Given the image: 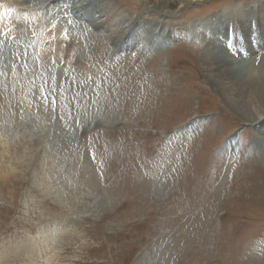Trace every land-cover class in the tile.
<instances>
[{"label": "rangeland", "instance_id": "obj_1", "mask_svg": "<svg viewBox=\"0 0 264 264\" xmlns=\"http://www.w3.org/2000/svg\"><path fill=\"white\" fill-rule=\"evenodd\" d=\"M114 1L138 22L150 17L164 24L168 36L175 19L202 21L228 3L235 8L226 31L234 34L247 0H202L175 15L151 9L145 0ZM6 4L0 1V10ZM23 8H4L0 31L10 32L0 37L2 58L5 46L29 38H8L30 34L24 26L35 8ZM15 11L22 24H14ZM38 24L34 36L41 37L26 44L42 61L55 24L47 21L43 30ZM68 29L59 54L45 60L47 70L62 65L67 104L42 99L45 82L31 79L37 68L14 70V84L24 98L33 91L46 104L30 113L22 109L19 117L17 107L7 106L18 85L9 92L5 84L7 98L0 95V159L9 167L0 174V264H264V141L257 122L223 104L199 63L203 48L184 39L155 53L134 51L119 64L121 36H91L86 48L85 36ZM33 58L21 56L22 63ZM254 63L264 75V50ZM89 95L97 102L92 112L84 106ZM77 106L83 110L75 112ZM50 125L54 133L45 136ZM236 134L237 145H229ZM86 158L96 163V183L83 173ZM60 226L61 241L50 248L18 247L26 239L38 243L40 233Z\"/></svg>", "mask_w": 264, "mask_h": 264}, {"label": "bare ground", "instance_id": "obj_2", "mask_svg": "<svg viewBox=\"0 0 264 264\" xmlns=\"http://www.w3.org/2000/svg\"><path fill=\"white\" fill-rule=\"evenodd\" d=\"M145 1L148 3V6H150L151 9H159L164 14L175 15L178 11L183 9L186 10V8L193 5V3L202 0ZM3 3H7L4 8L7 7L8 9L9 6H13L14 10L19 9V11L24 6V8L27 10H31L34 8L41 10L43 9L45 11L44 19L55 24V30H51V34L49 33V37L52 36L54 40L52 38H49L52 39L53 42L51 41L52 43L45 51L42 61L35 58L36 50L30 49L28 47L29 45L26 44L27 42L29 44L33 43L34 38L30 36H27L29 37L26 39L27 42L25 41L24 43H20V46L11 45L10 47L13 46V50L3 52L5 53V56L3 58L0 57V62L4 63L5 61H7L8 64H10V62H13L14 59L16 61L7 70H5V68L7 67H5L4 65L0 66V72L4 70L3 76H5V78L0 77L1 96L3 95L5 98H7L6 93L8 92L6 88L8 87H6L5 84L9 85V92L12 89L14 90L15 86L18 85L14 84L15 76L13 75V73L16 63L21 60L22 55L34 57L33 59H31V63L35 66V68H37V72L41 70L40 72H38L37 76H31L32 81L34 78L36 79V81L34 80L35 82H44L46 73L43 72H46L47 70L45 60H47V58L52 60L59 54L60 49L65 43L62 37V32L64 30H67L68 28V31H71L72 36H85L83 38L84 41L82 42H85L84 45H86V48H90L91 36H121L124 46L120 50L121 53L118 51L115 55L119 60V64H121L122 62H124L125 64L129 62V58L134 51L136 52L139 50H143L147 54H149L150 52L155 53L163 48L168 47L174 42L183 41L185 39L190 41V43H194L195 48H203L199 58V63L203 68L207 79H209L215 91L219 94L223 104L227 105L235 113L237 112L244 120H252V122H257L258 131L264 141V75L260 74V69H258L254 65V62L256 61L258 55L262 52V50H264L263 0H257V2H253V0H247L245 3H243L242 7L238 10L240 20L234 34H230L228 31H226L227 24L229 23V20L232 19L233 10L235 8L233 4L230 5L228 3L223 5L219 10H216L213 14L206 17L202 21L194 20L191 23L185 22L183 24L182 20L175 19L168 36L167 29H165V26H163L164 24H153V19H150V17L141 19L140 22H138L139 20L135 18L134 13L130 14L125 12V9L121 8L114 0H3ZM252 3H259L258 17L255 16L256 4L253 6ZM20 5L24 6L21 7ZM4 8L0 10V18L6 19L5 13L8 10H5ZM150 8L149 10L151 11ZM27 15L28 14H26V16ZM29 18L30 19L27 21V23L25 22V26L23 25L24 27L30 26L34 16L31 15V17ZM57 19H59V21H57ZM78 25L79 28H77ZM78 29H80V31ZM79 32L81 34H79ZM125 48L127 49L124 51ZM32 64H30L29 61L26 63H22V70H24L25 72L28 68H33ZM23 77H21L22 82H26V78L24 79ZM5 79L9 80V82L5 81ZM19 88L20 86L18 85L17 91L15 90V93L18 96L15 97L14 95H8L9 98L12 99V103H8L7 105H13L15 106V109L17 107V110H15V112H17L14 114L18 115L19 117H23L24 115L21 111L22 109H26L25 112L29 111L30 113V111L33 112L36 107L40 106L41 103H45L42 102L39 96L37 97L33 91L28 92V94L26 93V96L24 98V90L20 91ZM19 91L20 93L18 94ZM4 100L5 99H2V103H4ZM31 101L36 102L34 103V106L31 105ZM57 127V131L61 132V135H64L65 131H62V129L64 128L61 129V125ZM237 140V134L233 135L230 140L232 141V143L229 145H237ZM260 147L261 148H259V150H262L264 152V142H261ZM92 161L91 159L86 158V161H84L83 173L88 178L92 177V182L96 183L98 179L96 178V163L94 164ZM8 168L7 166L2 164L0 159V174L5 173V169L7 170ZM222 183L224 184L223 180L220 186H222ZM156 186L157 185H155V187ZM215 194L216 192L213 194V196ZM67 221L69 222V224L73 222V220L69 219ZM60 229L61 226L60 228L54 229V231L46 230L45 232L39 234L41 238H39L38 243L35 240L26 239L19 242L18 247L22 249L27 247L26 249L35 251L41 248L46 250L50 248V246L55 245L56 242L60 240ZM2 258L3 257H1V259ZM51 263L52 262L47 261L46 264Z\"/></svg>", "mask_w": 264, "mask_h": 264}, {"label": "built area", "instance_id": "obj_3", "mask_svg": "<svg viewBox=\"0 0 264 264\" xmlns=\"http://www.w3.org/2000/svg\"><path fill=\"white\" fill-rule=\"evenodd\" d=\"M14 61H16V60L14 59ZM32 65H33V64H32ZM77 84H78V83H76L75 86H73L74 91L77 89V86H78ZM75 94H76V93L73 92L72 96L74 97ZM94 95H95V93H94ZM57 97H59V95H57ZM89 98H90V99H89V100L87 99L88 101H86L87 103L85 102L86 104H84V103H83V104H84L85 107H88L89 109H91L90 106H92V107H93V110H94V107H95V106L97 107V102L94 100V98H91L90 95H89ZM51 100H52V99L48 98L46 101H51ZM54 100H55V99H54ZM73 101H75V100L73 99ZM59 103H60V102H59ZM89 103H90V104H89ZM83 104H82V105H83ZM59 105H60V104H59ZM84 106H79V107L77 106V107H74L75 112H76V109H77L79 112H81V111L83 110V107H84ZM91 112H92V109H91ZM95 112H96V111H95ZM81 114L83 115L84 113H81ZM81 114H80V115H81ZM88 114H89V112H86L84 115L87 116ZM37 123H40V122H37ZM41 124H43V123H41ZM76 124H77V123H76ZM43 125H45V124H43ZM47 125H48V124H47ZM45 126H46V125H45ZM74 134H75V133H74ZM74 134H73V135H74ZM73 145H74V146H78L76 143H74Z\"/></svg>", "mask_w": 264, "mask_h": 264}]
</instances>
